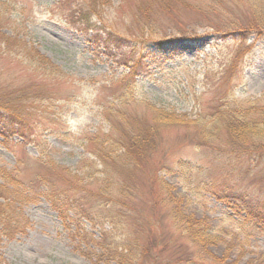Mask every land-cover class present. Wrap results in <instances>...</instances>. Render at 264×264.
Segmentation results:
<instances>
[{
	"label": "rangeland",
	"instance_id": "obj_1",
	"mask_svg": "<svg viewBox=\"0 0 264 264\" xmlns=\"http://www.w3.org/2000/svg\"><path fill=\"white\" fill-rule=\"evenodd\" d=\"M205 1L152 5L155 23L151 27L141 16L135 17L132 1H122L120 7L121 0H112L113 6L105 9L108 24L133 38L130 45L138 54L146 52L140 51L143 46L155 44H140L136 38L145 42L152 35L172 38L165 44L169 51L144 58L147 68L136 76L137 100L124 107L129 124L150 123L155 114L152 104L181 115L185 121L167 128L157 150L132 174L137 185L133 190L134 211L130 210L126 221L129 240L138 243L136 249L140 244L150 247L149 255L134 254L132 264H264V232L246 221L248 210L258 212V207L264 213V150L253 148L264 140L249 133L237 137L236 125H229L231 118L220 113L236 98L244 101L248 119L264 114V38L256 40L250 35L246 44L251 48L226 76L240 43L234 40V34L221 39L213 27L207 26L213 23L233 30L242 22L250 29L260 8L264 9V0L261 4H255V0H226L209 13L197 7ZM59 4L58 0H0L2 30L12 34L14 25L19 27L29 43L55 66L38 68L24 63L5 53L0 41V105L32 114L28 121L39 131L42 143L39 147L21 135L9 141L0 136V168L11 177L16 175L17 180L14 184L10 180L6 189H15L18 194L24 189L32 191L27 203L15 201L14 193L9 195L11 207L16 208L22 222L29 223L15 236L1 237L2 264H97L92 250L99 252V247L85 243L76 230L85 226L99 240L101 229L85 218L78 220V216L74 222H64L50 199L41 195H49L50 188L42 187L41 181L46 176L50 180L51 173L50 167L40 165L36 157L44 151L64 167H74L82 158H95L91 152L97 146L89 136L99 134L97 140L102 143V133L112 128L109 124L119 122L114 110L120 105L115 107L111 100L124 84L133 58L119 54L113 44L107 48L93 40V33L71 23L69 13ZM128 46L123 44L124 49ZM28 88L38 93L22 98V90ZM42 93L44 98H40ZM109 105L112 107L105 110ZM4 125L0 123V127ZM202 131L209 136L204 137ZM94 165L96 172L101 169ZM82 170L94 171L86 164ZM3 182L0 177V184ZM0 192V202H6L7 191L0 187ZM243 196L246 200L241 202ZM80 198L86 208H91L92 203L81 192ZM103 210L102 206L92 208L101 216ZM184 215L207 218L213 234L224 241L200 247L186 232L181 221ZM120 221L118 218L114 222ZM109 228L110 224H105V229Z\"/></svg>",
	"mask_w": 264,
	"mask_h": 264
},
{
	"label": "trees",
	"instance_id": "obj_2",
	"mask_svg": "<svg viewBox=\"0 0 264 264\" xmlns=\"http://www.w3.org/2000/svg\"><path fill=\"white\" fill-rule=\"evenodd\" d=\"M122 1L125 3L128 1L135 3V17L139 18V16H141L143 20L147 21L146 25L152 26L155 23L152 18V5L169 7L171 3L176 0H121L119 4L120 7L123 5ZM178 1L188 5L187 0ZM58 2L60 3L59 7L69 13L68 19L71 23L80 25V28L87 32H92V39L98 43L105 44L107 48L111 47L113 44L117 48L119 54L123 56L128 54L131 55L133 64H131L129 73L123 78L125 79L124 84H121V88L117 91L116 98L111 100L115 107L116 105H120L114 110L116 116L120 117L119 122L115 121L113 124H109L112 128L109 132L102 133L104 137L102 143L97 140L99 134L89 136L90 140L97 146V150L91 152L95 157L94 159L82 158L76 166L64 167L58 165L53 158H48L44 154V151L36 157V160L40 161V165L50 167L49 174L51 173L50 180L48 176H46L43 177L41 181L42 187L48 186L50 188L49 195H41L50 199L52 208L57 211L64 222L65 220L69 223L74 222L75 216H78V220L85 218L91 222L94 228L98 227V229H101L102 237L99 240L94 239L92 234L86 230L85 226H79L76 230L77 235L82 237L85 243L90 244L92 242L99 247V252L95 249L92 250L95 253L94 256L97 259V264H132L131 261L135 258L134 254L139 252L142 255H149L150 251L148 244H140L136 249L134 245L137 246L138 243L129 240L131 232L127 230L128 223L126 221L131 213L130 210L134 211L133 195L135 191L133 192V190L137 185L132 174L139 168L141 169L142 161L157 150L158 144L162 138L161 135L165 133L164 131L167 128L178 127L185 121L181 115H175L174 112H170L169 110L159 108L155 104H152L150 108L155 114L150 123L146 121L142 126H136L133 123L130 125L128 114L124 112V107L127 103H130V101L137 100V96H135L138 91V80L136 76L139 73L145 72L147 68L146 64L143 63L144 58L152 55L154 56L158 51H169L165 44L169 43L167 39L172 38H156L152 37V33V36L149 38V40H151L150 42H148L149 40L145 42L144 39L138 40L136 38L140 44H155L154 47L143 46L140 51L146 52H143L141 55L137 53V48L130 45L133 43V38L127 36L126 38L117 28L108 24L109 18L105 16V9L113 6L112 0H58ZM225 2L226 0H206L205 5L197 7L204 8V11L208 10L206 13H209L216 8L218 9L219 6L222 7ZM1 3L7 2L1 1ZM254 3L261 4L262 2L260 0H255ZM3 16L4 12L0 14V41L2 42L0 43L3 44L2 47L4 52L31 66L36 65L38 68H55L50 62L49 57L41 54L37 48L29 43L26 39V35H22V31L20 32L18 30L19 27L14 25V32L11 31L12 34L4 32L2 30L4 26ZM212 24H207V26L213 27L214 33L217 34L219 38L224 39L234 34L235 39H233L237 41V43H240L237 49V58L230 63L232 66L227 69L228 73L225 74L226 76H230L236 62L242 59L244 54L251 48V45L246 44L248 37L250 35H255L256 40L264 38V9L260 8V15L255 17V21L250 24V29L245 27L242 22L237 23L238 26L233 30L226 28L227 26L224 27L225 29H222V26L220 27ZM173 41L174 40L171 42ZM123 44H129L127 49H124ZM22 91V98H26L31 92L38 93L37 90L33 91V88ZM9 95L10 94H8V96ZM39 96L40 94H38L37 97ZM43 96L42 93L40 98H44ZM21 97L19 99H22ZM121 106H123V109ZM111 107L110 105L106 106L105 110ZM243 108H245L244 101L234 98L225 104L224 109H221L222 111L220 113L222 114L221 116L227 114V116L231 118L229 125L231 123L232 127L236 125L234 129L238 132L237 137L249 133L255 136L259 135L261 139L264 140V114L261 118L254 117L250 120L248 119L249 113L245 112ZM21 110L22 109H18L17 107H8L6 104L0 105V123L3 125L5 124L3 127H0V136L9 141L14 135H21L25 140L29 142L35 141L36 144L41 147V140L38 139L39 131L37 132V129H34V126H31L28 121L29 116L31 117L32 114L29 115L27 112L22 113ZM199 121L200 120H198V122ZM219 122L220 119L218 120V123ZM52 133L60 135L61 130H52ZM201 133L204 137L209 136L205 134L204 131ZM210 136L214 137L215 135ZM253 148L256 150H264L263 141L259 144L257 143ZM45 158L47 160H45ZM94 163L101 167L97 172V167ZM84 164L89 168H93L94 171L89 170V172L84 171V173L82 170ZM0 177L4 179L0 187L3 189L5 188L7 191V201L3 203L0 202L1 243L2 236L13 237L17 233L23 232L26 225L29 223L27 220L22 222L20 215L15 211L16 208H14V210L13 206L11 207L8 201L9 198H11L9 195L14 193L15 201L24 200V202L27 203L32 199L29 198V194L32 191L31 189H24L20 190L21 194H18L15 189L10 190L9 188L7 190L5 187L6 184L9 183L10 180V183L14 184L17 180L16 175L11 177L5 168H0ZM80 192L92 203L91 208L85 207L80 198ZM43 193L45 192L43 191ZM245 200L246 198L243 196L241 202ZM172 203H176V200H173ZM94 206H102L104 208L102 216L92 211ZM242 208L243 206L239 204L238 209L241 210ZM256 208L258 212L255 211V209L248 210L246 221L250 222V224L253 223L257 230H262L264 232V228L261 227L262 224L264 227V213L262 210H259L258 207ZM181 216L182 215L179 214V217ZM118 218L121 219V221L115 223L114 221L118 220ZM181 221L185 225L186 232L191 236L190 239L194 243L199 244L200 247L204 248L207 245H214L220 241H224L220 236L213 234L214 231L212 229L214 228L209 225V221L205 217L197 218L192 215H184ZM107 223H109L112 228L105 229V224ZM115 229L120 236L122 235L121 237L119 236L120 238L116 237ZM125 232H128V235H123ZM2 260L3 259L0 257V264H2ZM253 261L254 260H251V262ZM219 262L222 261L219 260Z\"/></svg>",
	"mask_w": 264,
	"mask_h": 264
}]
</instances>
